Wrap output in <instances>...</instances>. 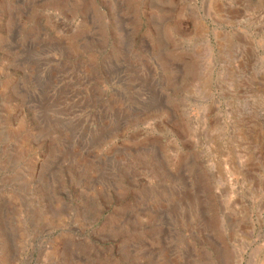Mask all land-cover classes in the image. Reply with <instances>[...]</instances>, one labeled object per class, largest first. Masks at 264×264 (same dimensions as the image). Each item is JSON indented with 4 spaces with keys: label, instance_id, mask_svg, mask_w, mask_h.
Listing matches in <instances>:
<instances>
[{
    "label": "rangeland",
    "instance_id": "obj_1",
    "mask_svg": "<svg viewBox=\"0 0 264 264\" xmlns=\"http://www.w3.org/2000/svg\"><path fill=\"white\" fill-rule=\"evenodd\" d=\"M0 264H264V0H0Z\"/></svg>",
    "mask_w": 264,
    "mask_h": 264
}]
</instances>
